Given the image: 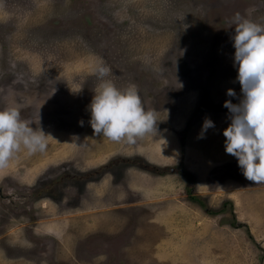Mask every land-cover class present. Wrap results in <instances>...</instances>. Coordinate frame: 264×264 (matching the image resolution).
<instances>
[{"label":"rangeland","instance_id":"obj_1","mask_svg":"<svg viewBox=\"0 0 264 264\" xmlns=\"http://www.w3.org/2000/svg\"><path fill=\"white\" fill-rule=\"evenodd\" d=\"M249 10L264 23V0H0V108L47 139L0 167V264H264V183L222 134ZM101 80L134 84L155 129L93 135Z\"/></svg>","mask_w":264,"mask_h":264},{"label":"clouds","instance_id":"obj_2","mask_svg":"<svg viewBox=\"0 0 264 264\" xmlns=\"http://www.w3.org/2000/svg\"><path fill=\"white\" fill-rule=\"evenodd\" d=\"M250 11L245 16L236 13L230 24L234 26L233 64L241 96L238 103L228 99L223 102L230 123L222 134L224 150L236 158L243 176L254 183H264V23L249 18ZM109 71L102 62L95 68L101 78ZM226 95L237 94L229 88ZM87 108L93 135L115 142L134 143L136 138L152 132L157 121L154 112L145 109L134 84L118 88L109 80H101ZM32 122L21 119L16 106L0 108V167H6L21 148L28 155L46 149V134L33 129ZM211 127L213 122L205 119L202 132Z\"/></svg>","mask_w":264,"mask_h":264},{"label":"crops","instance_id":"obj_3","mask_svg":"<svg viewBox=\"0 0 264 264\" xmlns=\"http://www.w3.org/2000/svg\"><path fill=\"white\" fill-rule=\"evenodd\" d=\"M157 148L159 149V146L157 145ZM157 148H155L153 151H155ZM150 152V156H154V152ZM159 157V158H157ZM153 158H155L154 160H152V163H154L155 165L157 163H160L161 162V156H154ZM150 163V162H149ZM136 175H134L135 177H143V178H147L146 176H144L143 174H139V173H135ZM150 179V178H149Z\"/></svg>","mask_w":264,"mask_h":264},{"label":"trees","instance_id":"obj_4","mask_svg":"<svg viewBox=\"0 0 264 264\" xmlns=\"http://www.w3.org/2000/svg\"><path fill=\"white\" fill-rule=\"evenodd\" d=\"M191 199H194V200H196V201H198V202H199V198H198V197L191 196Z\"/></svg>","mask_w":264,"mask_h":264}]
</instances>
